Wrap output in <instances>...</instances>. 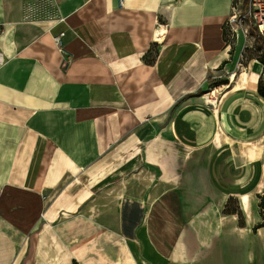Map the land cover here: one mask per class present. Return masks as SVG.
<instances>
[{"label": "crops", "instance_id": "0c3cea01", "mask_svg": "<svg viewBox=\"0 0 264 264\" xmlns=\"http://www.w3.org/2000/svg\"><path fill=\"white\" fill-rule=\"evenodd\" d=\"M231 1L0 0V264H264V64L210 86Z\"/></svg>", "mask_w": 264, "mask_h": 264}, {"label": "rangeland", "instance_id": "374dc122", "mask_svg": "<svg viewBox=\"0 0 264 264\" xmlns=\"http://www.w3.org/2000/svg\"><path fill=\"white\" fill-rule=\"evenodd\" d=\"M231 57L229 61V67L226 68L225 72L219 74V79L212 82L210 86L212 89L213 87H217L219 85H228V81H231V75L237 73H243L247 70V66L250 61H253L251 67L255 65H259V63L264 64V48H261V44L255 43L254 39L252 38V33L249 32L247 35H243L239 32L238 37L231 38ZM218 84V85H217ZM230 84H232L230 82ZM215 94V93H214ZM264 195L262 193L260 196ZM260 199L258 198L257 203V214H258V221L254 225V228L260 226L264 228V209L259 207ZM237 206L234 202H230L228 206V211H235ZM242 217L239 216V224L242 225ZM251 241L253 243V250L257 251L262 260H264V230H255L253 234H251Z\"/></svg>", "mask_w": 264, "mask_h": 264}, {"label": "built area", "instance_id": "2783aa9c", "mask_svg": "<svg viewBox=\"0 0 264 264\" xmlns=\"http://www.w3.org/2000/svg\"><path fill=\"white\" fill-rule=\"evenodd\" d=\"M230 15L227 23L230 27L231 36L238 37L239 32L243 35L252 33V38L264 45V0H240L231 1ZM58 52L69 61L72 54L62 45L60 37L54 38Z\"/></svg>", "mask_w": 264, "mask_h": 264}, {"label": "bare ground", "instance_id": "6f19581e", "mask_svg": "<svg viewBox=\"0 0 264 264\" xmlns=\"http://www.w3.org/2000/svg\"><path fill=\"white\" fill-rule=\"evenodd\" d=\"M247 72H248V70H247ZM251 72H252V74L253 73H256V71H254V67H251ZM240 75V74H239ZM247 76H248V73H246V72H243L241 75H240V80H239V82L237 83V84H235V74H232L231 75V83L232 84H234L235 86L234 87H240V86H242V84H243V82L246 80V78H247ZM262 187H264V186H260V190L262 189ZM248 197H243V198H241V204H242V208H243V210H244V212L247 214V212H248V208H247V204H248Z\"/></svg>", "mask_w": 264, "mask_h": 264}, {"label": "trees", "instance_id": "16d2710c", "mask_svg": "<svg viewBox=\"0 0 264 264\" xmlns=\"http://www.w3.org/2000/svg\"><path fill=\"white\" fill-rule=\"evenodd\" d=\"M255 43L259 44L260 42L258 40H255ZM261 44V43H260ZM261 48H264V45L261 44L260 46ZM218 85V84H217ZM257 92L259 94H261L262 96H264V79L260 80L258 82V89H257ZM258 198L260 199V204H259V207L264 209V195L262 196H258ZM231 201H228V204L226 205V209L224 210L225 213H232L231 211L229 212L228 211V206H229V203ZM241 214L239 213L238 216H240ZM256 228H260V226L256 227ZM255 230V228H254Z\"/></svg>", "mask_w": 264, "mask_h": 264}]
</instances>
